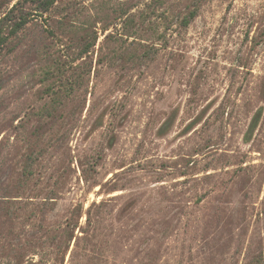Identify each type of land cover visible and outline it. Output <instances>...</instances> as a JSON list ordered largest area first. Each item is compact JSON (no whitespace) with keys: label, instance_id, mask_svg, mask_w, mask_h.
Segmentation results:
<instances>
[{"label":"rangeland","instance_id":"374dc122","mask_svg":"<svg viewBox=\"0 0 264 264\" xmlns=\"http://www.w3.org/2000/svg\"><path fill=\"white\" fill-rule=\"evenodd\" d=\"M48 1L0 0V264H264V0Z\"/></svg>","mask_w":264,"mask_h":264},{"label":"trees","instance_id":"16d2710c","mask_svg":"<svg viewBox=\"0 0 264 264\" xmlns=\"http://www.w3.org/2000/svg\"><path fill=\"white\" fill-rule=\"evenodd\" d=\"M50 1L45 0V2H42V7L43 8H47L50 5ZM41 7V8H42ZM25 20H21L20 22H18L14 28H12L11 30V34H14L19 28L23 27L25 25ZM188 24V23H187Z\"/></svg>","mask_w":264,"mask_h":264}]
</instances>
